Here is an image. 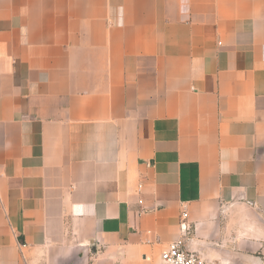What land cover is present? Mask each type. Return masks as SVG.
Masks as SVG:
<instances>
[{"label": "crops", "instance_id": "obj_1", "mask_svg": "<svg viewBox=\"0 0 264 264\" xmlns=\"http://www.w3.org/2000/svg\"><path fill=\"white\" fill-rule=\"evenodd\" d=\"M181 238L264 264V0H0V264Z\"/></svg>", "mask_w": 264, "mask_h": 264}, {"label": "built area", "instance_id": "obj_2", "mask_svg": "<svg viewBox=\"0 0 264 264\" xmlns=\"http://www.w3.org/2000/svg\"><path fill=\"white\" fill-rule=\"evenodd\" d=\"M146 166H149L147 163ZM139 189L141 186L138 187ZM186 218V213L183 212L181 219ZM181 231L187 233V226L181 224ZM162 264H221L220 262H209L200 257L194 252H190L185 248L184 239H178L168 244L167 248L160 254Z\"/></svg>", "mask_w": 264, "mask_h": 264}]
</instances>
